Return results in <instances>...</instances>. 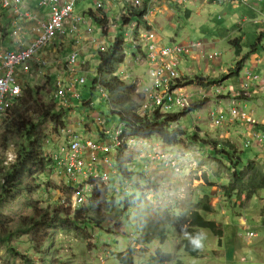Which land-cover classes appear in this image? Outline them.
Here are the masks:
<instances>
[{
  "label": "rangeland",
  "instance_id": "374dc122",
  "mask_svg": "<svg viewBox=\"0 0 264 264\" xmlns=\"http://www.w3.org/2000/svg\"><path fill=\"white\" fill-rule=\"evenodd\" d=\"M203 1L193 0L192 4H189V8H184L191 10L190 18H187L185 11L173 6L171 11L159 15L154 25V30H158L164 37L166 45H171V42L181 44L192 41L210 43L202 49L204 53L201 54L200 60H193L188 57L186 61L180 62L179 69L185 73H187L185 69L190 66L194 71L205 75L204 69L207 66L213 67L216 60L210 57L213 58L219 54H221L222 57L220 58L227 67H234L238 63V55L228 43L229 39L239 35L245 38L244 53L250 52L251 45L256 41L249 36L252 34L247 30L236 31V33H240L239 35L235 33L231 36L229 33L235 30L231 24L232 20H229L232 17H235L233 19L235 23L246 18L247 22L243 26H251L252 16L247 7H242L239 2L240 9H234L232 6L229 8L231 3L226 4V6L214 3L203 5ZM90 10L96 11L95 0L82 2L76 7V15L86 16L88 20V23L81 24L84 37H86V41H82L85 42L86 46L81 49L82 51H79L78 66L85 63L87 69L93 71L98 64L99 50L101 48L110 49L116 38L124 36L126 29L122 26H118L116 29L108 26V30L105 26L103 29L99 23L90 20L88 13ZM121 10L122 4H116L112 10H109L108 17L117 18ZM220 16L223 19H220ZM137 32V30L134 31L133 35ZM227 35H229L228 38H225ZM214 41L216 43H212ZM84 42H81V45ZM75 44H77V39ZM142 48H144L143 45ZM132 50V45L127 42L125 65L130 75L137 76L136 78L131 76L132 82L128 79L126 81L128 84L135 83L137 85L138 91L135 100L143 106L145 105L143 90L151 84L150 66L141 62L144 59L143 56L134 65H129L133 54ZM64 56L65 54L61 53L59 56L52 57L54 63L44 70V74L35 73V77L38 78L36 82L27 84V86L44 88L43 101L45 105H50L54 100V95L59 87L58 77L63 71L62 67L60 68L59 65L55 64V61L60 62ZM129 66L130 69H128ZM92 79L93 74L89 72L87 83L79 90L83 96L82 100H90L92 107L88 104L85 106V111L82 108H76L74 114L70 111L73 114V119H87L91 114L90 110L99 116L108 117L109 115L108 103L101 97L99 89L92 90ZM60 81L64 84L63 80ZM221 82L217 85H221ZM25 84L26 81L24 86ZM196 85L200 86L199 83ZM188 89L192 97L185 89L183 91L190 97V106L207 100L206 95L200 92L198 88ZM77 103H79V107L82 104V102ZM32 108L31 106L30 109ZM219 109L216 104L210 103L204 104L201 109L188 113L179 123H174L171 126H178L184 132L181 144L168 146L163 142V150L192 156L197 166H192L190 171H185L181 175L174 174L175 176L169 180L161 165L156 167L152 173L148 172V176H141L144 164L135 160L136 172L132 183H130L132 193L137 194V202L141 210L151 209L158 222L163 221L168 216L171 218L184 217L201 202L210 203L213 211L203 213V216L220 225L221 227L218 226V228H223L224 237L221 244L220 237L209 230L202 229V236L197 240L203 249L200 257L191 256L184 250L182 243L184 235L179 234L175 226L167 229V241L164 245L160 244L159 239H155L148 246H139L140 236L134 234L136 217L133 214L129 215L128 218L125 215L123 217L119 215L123 211L121 206L126 197L115 196L113 193L114 186H110L109 192L107 191L104 195L103 207L105 211L103 215L107 216H104L106 222L102 225V230L81 227L79 232L75 230L63 231L60 226L48 228L45 227V224L32 228L35 222L49 221L54 216L55 210L63 205V202L73 201L72 184L69 183V178L55 169L53 164L46 165L44 168L33 165L32 174L26 175L21 188H18V191H15L11 196H5L1 187L3 184L2 172L7 171L16 162L22 142L14 134L13 129H8V125L3 120L0 126V264H25L23 256L30 259L33 264H120L117 255L125 254L129 247H134L137 251L134 255L135 264H147L159 249L163 253L173 255L174 261L169 264H177L178 262L182 264H264V190L254 195L252 200H247L246 195L239 192L241 185L233 183L231 170L212 157L205 149L206 147L197 143L198 139L197 142L191 139L197 134L198 138L204 140L231 142L226 135V123L217 127L213 126V122L219 117ZM223 109L227 121L230 112L225 108ZM162 112L176 113L181 111L179 109L171 111L163 109ZM32 117L39 131L48 136L52 134L53 127L49 119L38 120L33 113ZM250 120H254V118L250 117ZM69 122L72 123V121ZM103 128L105 129V126ZM100 135L102 136L104 133L100 134L99 132L98 136L100 137ZM8 137H10V145L6 148L4 146ZM65 139L63 138L62 142ZM234 139L238 147L237 150L240 151L243 165L254 161L257 149L254 146L246 148L243 139H236V137ZM153 140L160 141L158 137L151 138V142ZM47 149L45 151L48 155L55 151L54 148L50 149L51 152H48ZM112 156L115 160V150L112 152ZM126 156L133 160L135 154L128 150ZM113 164L116 166L115 161ZM258 164L264 170V162ZM110 180H116V178L111 176ZM233 185L234 187H232ZM83 186L89 195V185ZM205 195H208L209 198L206 199ZM241 216L245 218L247 223H242ZM251 232L258 234L259 237L250 241L249 233ZM39 239L44 240L45 243L38 244L37 241H34Z\"/></svg>",
  "mask_w": 264,
  "mask_h": 264
},
{
  "label": "built area",
  "instance_id": "2783aa9c",
  "mask_svg": "<svg viewBox=\"0 0 264 264\" xmlns=\"http://www.w3.org/2000/svg\"><path fill=\"white\" fill-rule=\"evenodd\" d=\"M89 0H0V126L5 118L11 105L23 94L25 76L30 74L35 64L40 67H46L54 63L46 60L42 55L53 45L60 37L71 34L78 36L81 31V24L86 22L84 16L76 15V7L82 2ZM96 12L100 15L108 13L111 5L116 3L122 4V10L117 19L108 17V26L113 28L119 25L126 27L125 41L133 44L137 53L143 52L145 48L147 52L146 60L151 65L149 77L151 84L144 88L145 105L139 111L141 115L147 112H153L157 109L169 111L173 109H187L190 107V97L183 91L184 87L178 85L180 75L178 64L181 57L188 54L193 48L203 46V43H191L183 46L172 43L171 45H160L158 35L154 30L157 17L163 14L165 6L171 3L180 6L188 4L191 0H95ZM245 2L246 0H241ZM34 5L36 8H34ZM139 12L141 18L133 17L126 24L125 17L130 13ZM121 21V24L118 21ZM151 28V29H150ZM138 31L133 35L134 31ZM13 36L19 37L21 40L32 39L26 46H21L16 50H2L4 42ZM142 45L144 48H142ZM103 52L107 50L101 48ZM136 53V54H137ZM66 70L70 74L77 72L76 66L79 62V52L74 51L67 55ZM87 76L77 78L70 86L59 84L54 95V99L63 106H68L71 99H80L76 85L86 84ZM221 88V87H218ZM101 96L108 101L109 97L106 91L99 87ZM242 91L237 93V97L241 94L246 95L248 84H242ZM234 91V88L231 90ZM220 94L221 91L218 90ZM70 94V95H68ZM232 107L229 108L230 116L226 121L224 111L219 113V117L213 122L217 127L226 122L243 121L249 125L255 126L256 122L250 120V117L244 113L243 109L238 105L237 99L231 100ZM66 108V107H64ZM169 113V112H164ZM98 125L104 126L105 120L97 117ZM245 121V122H244ZM220 127V126H219ZM125 126L120 124L113 136V143L109 146H103L86 140L85 142L77 135L70 131L62 130L67 134L66 139H62L56 135V139L52 138L47 141L57 143L55 151L50 154L55 169L69 178L73 188V201L71 200L72 209L78 207H86L89 205V199L93 192L90 185L94 181L95 187L110 188V177L118 178L119 171L117 165L114 166L116 159L112 158V152L127 143V148L142 145L145 148V156L149 160L146 170L152 163L159 164L165 168H169L174 174L181 175L185 171H190L191 167L196 165V161L192 156L180 155L178 153L167 152L163 149V141L151 142L149 139H125ZM68 141V142H67ZM253 141L264 142V132H248V139L245 147L252 146ZM67 142V144H66ZM104 155L100 158L99 155ZM108 166L111 170L102 176L98 172L100 164ZM167 166V167H166ZM134 167L128 164V171H133ZM195 169V168H192ZM197 169V168H196ZM200 173V172H199ZM132 182H123L120 190H113L117 196L130 194L132 190ZM83 185H89L90 194L88 195ZM64 203V202H63ZM249 240L259 237L256 233H249Z\"/></svg>",
  "mask_w": 264,
  "mask_h": 264
},
{
  "label": "trees",
  "instance_id": "16d2710c",
  "mask_svg": "<svg viewBox=\"0 0 264 264\" xmlns=\"http://www.w3.org/2000/svg\"><path fill=\"white\" fill-rule=\"evenodd\" d=\"M191 15V11L188 10L186 12L187 18H190ZM92 17L103 29L107 25V18H98L94 14ZM133 17L141 18L139 12L130 13L129 16L124 18L126 24ZM105 32L107 33L106 30ZM1 42L2 40L0 39V44ZM233 44L236 45L235 52L240 55L239 44L236 41ZM125 45L124 35L116 38L114 44L106 52H99L97 72L94 80H92V90L99 86L108 94L111 107L106 118L125 126V139L134 138L141 140L158 137L168 146H178L181 144L184 132L178 126L171 127L172 124L179 123L188 113L201 109L206 101L193 104L189 108L181 110V112L163 113L160 109H157L151 113L147 112L145 115H141L139 113L141 105L135 100V97H137V85L135 83L127 84L116 76L119 67L125 61ZM217 81L218 79H204L194 76L181 78L177 83L181 87L194 83H199L206 87L216 84ZM43 97V87L25 86L23 94L15 100L3 119L8 125V129H13L15 131L14 134L22 142L16 162L7 171L2 172L3 184L1 187L5 196H11L15 191H18V188H21L26 175L32 174L33 165L44 168L46 165L53 164L50 155L45 151L48 147L47 141L53 134L60 135L61 130L67 129L70 110L59 107L55 100L50 105H45ZM31 106L33 107L32 109H30ZM31 112L37 116L38 120H50L53 127L52 134L48 136L44 132L39 131L38 126L33 122ZM191 139L194 142H197L198 139L197 143L202 145V147H206L205 149L212 157L231 170L233 183L241 185L239 192L240 194H245L247 200H252L254 195L264 190L263 168L254 161L243 165L240 151L237 150L234 144L228 141L200 139L197 134ZM9 145L10 137L7 138L4 147L8 148ZM127 151V143H124L117 150L116 156V165L119 171L118 179L123 182H131L135 176L134 172L128 171V164L131 163V160L126 156ZM90 185L93 188V192L88 206L72 209L71 202H64L61 207L55 210L54 216L49 221L35 222L32 228L45 224V227L48 228L60 226L63 231L75 230L79 232L82 229L81 227H92L102 230V225L106 222L104 216H107L103 215L105 211L103 207L105 202L104 195L110 189L108 187H95L94 181H91ZM131 193L132 190L130 194L123 195L126 198L121 206L123 211L119 215L121 217L125 215L128 218L129 215L133 214L136 217L134 234L140 236L138 240L139 246H148L155 239H159L160 244L164 245L167 241V229L171 226H175L176 231L184 235L183 248L191 256L200 257L202 255L203 249L196 244L197 240L202 236V229L209 230L220 237L222 244L224 231L218 228L215 221L208 220L203 216V213H211L213 211L210 203L201 202L184 217L171 218L168 216L163 221L158 222L151 209L141 210L137 202V194ZM205 197L206 199L209 198L208 195H205ZM34 241H37L38 244L45 243L42 239ZM136 252L134 247H129L125 254L117 255V260L120 264H135L134 255ZM23 260L25 264H33L25 256H23ZM173 261V255L163 253L159 249L147 264H169ZM177 264L182 263L178 262Z\"/></svg>",
  "mask_w": 264,
  "mask_h": 264
},
{
  "label": "crops",
  "instance_id": "0c3cea01",
  "mask_svg": "<svg viewBox=\"0 0 264 264\" xmlns=\"http://www.w3.org/2000/svg\"><path fill=\"white\" fill-rule=\"evenodd\" d=\"M192 2H193V0H191L188 4L182 5V6L175 4V3H171L170 5L168 4L165 6L164 13L166 11L167 12L171 11V7H173V6H176L178 9H180L181 11H185V13H186L189 9H184V8H189V4H192ZM238 2L241 3L240 5H242V7L243 6L247 7V9L250 10L249 12L251 13V16H252V19L250 22L251 26L250 27H247V26L244 27L243 26L244 23L247 22L246 18L235 23L233 21V19L235 17H232L229 20H232L231 24L235 27V30H232V32H229V33L232 36L236 33V31L240 32V31L247 30L248 32H251L252 35H249V36L256 41H255V43H253L251 45L250 52H248V53L243 52V50L245 49V45H244L245 38L241 37L239 35L240 33H236L239 36L234 37V38H230L228 41V43L231 45L234 52H235V48H236V45L233 44L234 41H236L237 44H239V48H240V55H238V63L234 67H227L226 64L224 63V61H222V59L220 58V57H222L221 54H219L216 57H213V58H212V56L210 57L211 59H213V60L216 59V60L214 62L213 67L210 68L207 66L204 69L206 72L205 75L194 71L190 66H188L185 69V70H187V73L180 70L179 69L180 62L186 61V59L188 57H191L193 60H200L201 54L204 53V51L202 49L210 44V43L207 44V43H203V42H201V43H203L202 48H193L188 54H185L181 57V60L179 61V64H178V71H179L182 78H184V77L189 78V77L198 76V77L204 78V79H206V78L218 79L217 83H220V81H222L221 85L220 84L217 85V83H216V84L209 85L206 87H203L202 85H200V86L196 85V83L190 84V85H187L184 87L186 92H189L188 88H192V87L198 88L200 92H203L206 95L207 100H203V101H206L205 104L206 105H208L210 103L216 104L220 108L219 113L221 111H225L223 108L227 109V111H228L229 108L233 106L231 100L237 99V103L243 109L244 113H246L248 116L254 118V120L256 122L255 126L249 125L247 123H243V121H239V120L236 122H226V124H225V126L227 128V132H226L227 134L226 135L236 147H237V145L234 142L235 141L234 137H236V139H243L244 146H245V142L248 139V132L250 130L255 131V132H257V131L258 132H264V0H246L245 2H243L241 0H204L202 2L203 5H206L208 3H214V4L222 5V6L223 5L226 6V4L231 3L230 6H228L229 8L232 6V8H234V9H240L238 6V4H239ZM116 4H118V3H116ZM32 6L34 8H36L34 5H32ZM114 6H116V5L115 4L111 5L110 10H112L114 8ZM120 7H121V5H120ZM88 13H89V18L92 21H94V17H92L93 14L96 15V17H98V18L105 17L108 19V16H109V11H108V13L105 12L104 14H102L100 16L96 11H93V10H90ZM84 17L86 18L85 23H88L87 17L86 16H84ZM113 18L117 19L118 17L117 18L113 17ZM220 19H223V17L220 16ZM119 26H121V25H119ZM107 27H108V22L106 25V29H107ZM117 27H113V28L116 29ZM122 27L124 29H126L125 25ZM224 30H226V28H224ZM155 31L158 35L159 44L160 45H166V42L163 39L164 37L161 36V34L159 33L158 30H155ZM125 34H126V30H125ZM228 36L229 35H227V37H225V38H228ZM31 39L32 38L29 37V38H27V40H21L20 41L19 37L13 36L12 38H8L5 40L4 46H3L4 48L2 50H8V49L16 50L21 46H26ZM76 39H77V44H75ZM82 40L86 41V37H84V32L81 28V31H80L78 36H72L71 34H69V35H66L65 37L58 38L53 43V45L42 55V57L44 59L51 60L53 62V60L51 59L52 57H54L56 55L59 56L61 53L65 54V56L61 59L60 62L55 61V64L59 65L60 68L62 67V70H63L62 72H60L61 76L58 77V80H59L58 85L62 84V81H60V80H63V83H64L63 85L68 87L71 84H73L77 78H79L81 76H87V81H88L89 72L93 74L92 80H94V78L96 76L98 64L96 65V68L93 71L88 70L85 63L78 66L77 72L75 74H70L66 70L67 68H66L65 59H66L67 55H69L70 53H72L74 51L79 52L81 49H83L86 46L85 42ZM69 42H71V43H69ZM81 42H84V44L82 43L83 45H81ZM171 43H176V42H171ZM191 43H198V42L192 41V42H188V43H181L180 45L186 46V45H189ZM212 43H216V41H214ZM176 44H179V43H176ZM131 45H132V49H133L135 46L133 44H131ZM101 50L102 49H100L99 51H101ZM132 51H133L132 52L133 54H132V58H130L131 62H129V65L130 64L134 65V63H137V61H140L141 57L143 56L144 59H142L141 62L147 63L151 69V65L146 60L147 52H146L145 48L143 49V52L140 50L141 53L140 52L137 53L135 50H132ZM235 54L237 55L236 52H235ZM97 57L99 59V54ZM79 58H80V56H79ZM126 61H127V59L124 61V63L118 69L116 76L119 77L121 80H125L124 82H126L128 84V81L131 80L130 79L131 76L132 77H134V76L130 75L128 73L127 67L125 65ZM48 66L40 67L39 65L35 64L33 71L30 74H27V76H25V78H26L25 79V81H26L25 86H27V84L29 82H36V80L38 78L35 77V73L44 74L43 72H44V70H46L48 68ZM199 68L202 69V67H199ZM128 69H130V66ZM150 69H149V72H150ZM136 76L137 75H135L134 78H136ZM139 77H142V76L139 75ZM127 79H128V81H126ZM228 81H230V84H228ZM131 82H132V80H131ZM243 83L248 84V89L245 90L246 95L241 94L240 97H237V93L241 92L243 90L242 89ZM84 86H85V84H84ZM82 87H83V85L78 83L76 85V88H75L81 96L80 99L76 100V99L72 98L71 102L68 106H63V108L66 107L65 109L70 110L73 114H74V111L76 108H82L83 111H85L86 105L89 104L92 107V102L90 100H88V99L82 100L83 96L79 92V90ZM218 87H221V88H218ZM233 88H234V91L232 92L231 90ZM218 90L221 91L220 94L218 93ZM137 91H138V89H137ZM68 95H70V94H68ZM191 97H192V94H191ZM77 102H82L80 107H79V103H77ZM106 102L108 103V108L110 110L111 106L109 105V100ZM57 104L59 107H62V103L59 104L57 102ZM76 106H78V107H76ZM90 111H91V114L89 117H87V119H85V118L84 119L83 118H81V119L74 118L73 119V116H72L73 114L70 113L68 120L72 121V123L71 122L68 123L67 131H70L72 134L77 135L84 142L86 140H91L92 142L99 144V145H103V146L104 145L105 146L111 145L113 143L114 132L116 131V129L118 128L120 123L113 122L111 120H105L106 117L104 115L99 116V114H93V110H90ZM97 117L98 118L99 117L105 118L104 119L105 120V123H104L105 129L103 128V126L98 125V123L96 121ZM99 132H100V134L104 133V135H102L103 137L101 135H100V137L98 136ZM55 134H53L51 136L52 141H54L57 138ZM58 136L61 139H63V138L67 137V134H65L62 131V133H60V135H58ZM251 145H252V147L254 146L255 149H257V154H256V157L254 159V162L263 163L264 162V142L253 141ZM48 147H49V149H47V151L49 150L48 152H51L52 148L56 149L57 143L52 142V143H50V145H48ZM160 149H163V147ZM129 152H133L135 154V157L133 158V160H131V164L134 167V169H133L134 173L136 172V165L134 164L135 160L138 161V163L144 164L142 173L140 174L141 176H146L148 172L152 173V171L156 170V167H159V164L152 163L150 168L148 170H146V166H147L149 160L145 156V148L142 145H138L136 147L134 146L132 148H129ZM99 156H100V158L104 157V155H101V154ZM162 169L165 170L164 174L169 180L175 176L174 173L170 169H168V168L166 169L163 167H162ZM110 170H111L110 167L104 166L102 163L99 165V168H98V172L101 176L103 174L109 172ZM110 182H111V187L112 186L115 187L114 190H120L123 187V181L121 179L116 178V180H112V181L110 180ZM241 220H242V223L246 222L245 218H243L242 216H241ZM218 226L221 227L220 225H218Z\"/></svg>",
  "mask_w": 264,
  "mask_h": 264
},
{
  "label": "clouds",
  "instance_id": "9594fccd",
  "mask_svg": "<svg viewBox=\"0 0 264 264\" xmlns=\"http://www.w3.org/2000/svg\"><path fill=\"white\" fill-rule=\"evenodd\" d=\"M196 244L198 247L202 246L199 241H197Z\"/></svg>",
  "mask_w": 264,
  "mask_h": 264
}]
</instances>
